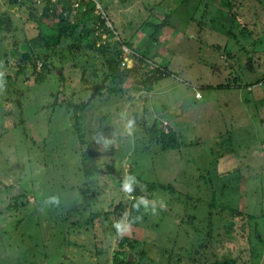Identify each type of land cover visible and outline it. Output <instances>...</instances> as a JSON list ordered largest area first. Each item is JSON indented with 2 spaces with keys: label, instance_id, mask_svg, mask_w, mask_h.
I'll return each instance as SVG.
<instances>
[{
  "label": "rangeland",
  "instance_id": "1",
  "mask_svg": "<svg viewBox=\"0 0 264 264\" xmlns=\"http://www.w3.org/2000/svg\"><path fill=\"white\" fill-rule=\"evenodd\" d=\"M53 2L0 0V264H264V0Z\"/></svg>",
  "mask_w": 264,
  "mask_h": 264
},
{
  "label": "trees",
  "instance_id": "2",
  "mask_svg": "<svg viewBox=\"0 0 264 264\" xmlns=\"http://www.w3.org/2000/svg\"><path fill=\"white\" fill-rule=\"evenodd\" d=\"M53 1H55V0H52V1L47 0L46 5L44 6L45 13L49 12V9H52L53 13L57 16L56 19H57L58 25H59V27H58L59 29H58L57 33L55 35L50 36V38L45 40V44L47 46L49 45L52 48L55 47L57 44H59L61 39L64 36L71 35L72 32H73L72 31L73 28H75L77 26V23L72 24V23H70V22H68L66 20L65 15H63V10L61 9V7L60 6H53L56 3V2H53ZM98 46L101 48L102 52L104 53V58H105V61H106L108 59V57L112 54V51H111L112 49L108 48L107 46H103L101 44L97 45V47ZM108 62H109V65H108L109 68L113 69L112 60L109 59ZM105 77L107 79L109 76L105 75ZM111 77L113 79H117V80L120 79L119 72L116 70V68L112 72ZM104 87H105V84H104V82H102V83H100V85H98L96 87V90H94V91L95 92L96 91H101L102 89H104ZM161 135H162V137H161L160 141H161V143H162L161 145H162V147L164 149H170V148L175 147V146L178 145V141L172 135L169 136V134H166V133H162ZM134 193L136 195H139V192H137V191L133 192V194ZM127 246H128V250H125V249L124 250H120V252H119L120 256L116 258V260H117L116 264H131L132 263V261L128 257V254H129V252L133 251L132 249L134 247V243L132 244V242H129L127 244Z\"/></svg>",
  "mask_w": 264,
  "mask_h": 264
},
{
  "label": "clouds",
  "instance_id": "3",
  "mask_svg": "<svg viewBox=\"0 0 264 264\" xmlns=\"http://www.w3.org/2000/svg\"><path fill=\"white\" fill-rule=\"evenodd\" d=\"M46 204H52V205H56L59 204V199L56 195H51L47 198V200L45 201ZM117 227L119 228L120 225H117Z\"/></svg>",
  "mask_w": 264,
  "mask_h": 264
}]
</instances>
